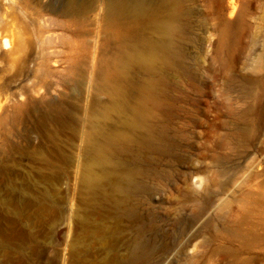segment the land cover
<instances>
[{
	"label": "bare ground",
	"instance_id": "1",
	"mask_svg": "<svg viewBox=\"0 0 264 264\" xmlns=\"http://www.w3.org/2000/svg\"><path fill=\"white\" fill-rule=\"evenodd\" d=\"M186 2L61 0L56 6L53 0L41 1L37 5L39 10L51 15L48 20L41 18V32H48L51 24L64 29L70 51L66 62L71 60L59 75L48 62L58 67L57 47L64 37L40 35L35 52L30 42L28 55L36 53L31 74L34 78L57 74L60 84L45 83L39 100L18 103L12 114L1 118V124L10 122L15 126L24 120L23 108L40 107L44 118L61 122L66 116L76 118L72 105L75 98L90 102L91 106H83L80 124L76 121L79 126L74 123L70 127L74 137L76 134L75 141L82 144V180L88 186L90 204L103 208L109 220L108 226L94 236L107 239V243L119 238L124 245L122 252H114L115 264H133L144 259L159 260L148 264H165L169 256L185 254L183 249H187L192 234L207 219V206L219 205L210 197L217 183L206 177L207 167L229 162L238 141L251 135L249 127L231 128L224 117L249 124L253 104L240 109L233 98L212 93L216 81L198 77L199 60L190 63L187 45L194 43L195 29L193 10ZM30 7L33 14L36 7ZM234 26L222 25L217 41L220 52L231 53ZM6 32L2 43L9 44L6 54L12 56L16 52L15 37L10 30ZM77 32L82 37L95 38L92 45L85 39L80 43L82 50L90 51L94 57L93 63H86L85 71L75 61ZM203 43L199 38V51ZM259 59L262 62L264 56ZM80 70L88 73L83 93L77 82ZM239 81L247 82L248 76ZM237 83L231 77L227 91L234 92ZM55 85L61 89L56 91ZM99 95L105 97L106 104L97 98ZM225 151L228 153L224 154ZM245 155L244 164L230 167L234 175L224 185L219 183L221 190H227L236 175L250 174L252 162H248L250 155ZM160 191L169 194L159 198L160 207L168 210L162 215L155 205ZM189 204L195 207L192 214L185 208ZM158 220L176 226L178 235L170 240ZM122 256L126 261L120 259Z\"/></svg>",
	"mask_w": 264,
	"mask_h": 264
},
{
	"label": "rangeland",
	"instance_id": "2",
	"mask_svg": "<svg viewBox=\"0 0 264 264\" xmlns=\"http://www.w3.org/2000/svg\"><path fill=\"white\" fill-rule=\"evenodd\" d=\"M41 1L46 0H0V264H115L114 252H122L124 245L119 238L107 243V239L94 236L108 226L109 220L103 208L90 204L89 189L82 180V144L75 141L76 134L74 137L70 127L74 123L75 127L79 126L83 106H91L90 102L75 98L72 105L76 118L66 116L61 122L44 118L40 107L36 111L25 107L21 116L24 120L17 125L1 124V118L12 114L18 103L39 100L45 83L60 84L57 74L47 78L38 75L34 78L31 74L36 53L28 55L30 42L34 51L40 35L64 37L57 47L58 67L48 62L59 75L71 60L66 62L70 51L69 36L64 29L51 24L48 32H41L42 19L51 16L39 10L37 5ZM59 2L53 0L56 6ZM186 3L193 10L195 29L194 43L187 45V54L191 64L193 60L200 61L198 77L216 81L212 93L233 98L240 109L253 104V111L249 124L224 117L229 127L247 126L251 135L238 141L229 162L207 167L206 177L217 183L210 197L219 205L207 206V219L189 239V251L183 249L185 254L169 256L165 264H264V60L259 59L264 56V0H187ZM33 5L36 10L32 14ZM227 23L235 24L230 54L220 52L217 43L219 31ZM8 30L15 37L16 52L12 56L6 54L9 44L2 43ZM199 38L204 41L202 51L198 48ZM84 39L92 45L95 38L75 33V61L85 71L86 63H93L94 57L87 49L88 53L82 50L80 43ZM217 52H220L218 58ZM81 70L77 82L83 93L88 85V73ZM242 76H248V81H239ZM231 77L238 81L234 92L226 89ZM54 89L61 88L55 85ZM97 98L106 104L105 97ZM71 152L80 155L76 162ZM245 153L250 155L248 162H252L253 176L240 173L233 177L227 190H221L219 183L224 185L234 175L232 166L245 163ZM167 195L164 192L157 195L155 205L159 215L168 211L159 202V198ZM185 208L189 214L195 210L190 204ZM157 223L168 232L170 240L178 235L176 226L160 220ZM120 259L126 261L123 256ZM156 260H137L133 264Z\"/></svg>",
	"mask_w": 264,
	"mask_h": 264
}]
</instances>
